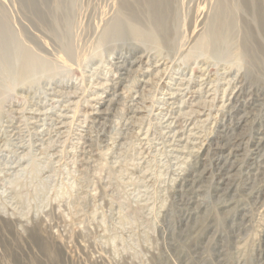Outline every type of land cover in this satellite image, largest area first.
<instances>
[{
    "label": "rangeland",
    "instance_id": "obj_1",
    "mask_svg": "<svg viewBox=\"0 0 264 264\" xmlns=\"http://www.w3.org/2000/svg\"><path fill=\"white\" fill-rule=\"evenodd\" d=\"M84 1L76 16L83 18L78 60L59 58L61 43L50 27L38 24L45 36L40 26L29 27L42 35L41 61L68 68L54 76L40 65L1 95L0 264H264V174L255 170L254 155L264 135L263 71H248L233 52L194 51L214 0H175L183 9L169 42L141 46L100 43L112 2ZM238 1L258 48L264 0ZM17 18L18 26L26 21ZM134 50L157 66L147 77L129 76L120 106L94 122L100 82L115 79L117 62L129 63ZM239 104L249 115L236 127L243 111L231 107ZM222 130L242 149L235 188L216 190L209 173L196 208L178 190L195 168H213L214 145L228 141Z\"/></svg>",
    "mask_w": 264,
    "mask_h": 264
},
{
    "label": "bare ground",
    "instance_id": "obj_2",
    "mask_svg": "<svg viewBox=\"0 0 264 264\" xmlns=\"http://www.w3.org/2000/svg\"><path fill=\"white\" fill-rule=\"evenodd\" d=\"M84 2H87V0ZM91 2L92 1H90V3ZM111 2L113 9V12L111 11L112 16L109 14L111 17L108 20V23H106L107 25L105 24L106 27H104L105 25H102L104 30L101 31L103 33L100 36V43L104 45L107 43L114 44L115 42L125 43L132 40L140 46L141 44L149 42L155 44L159 42V40L167 42L172 31V20L178 17L179 11L181 12L183 9L182 8L180 10L179 2L175 3V0H111ZM80 3V0H0V78H2L0 79V99L3 97L5 99L4 93H7L9 89L13 88L19 82L26 79L28 80L30 77L35 75L38 72V67L40 65L43 73L50 70L54 75L56 74V70L59 69V65L57 64L58 62L54 64L56 66L53 67L50 65L52 62L50 63L47 59H42L41 61V53L38 51V47L43 45L41 41L42 39L39 38L42 35L38 37L37 35L39 34L35 35V31L34 35L33 33L31 34L30 31L32 29L29 31V27L35 28V25L38 26V24L41 26L42 24L44 26L47 25L48 28L50 27V33L54 37H57L61 43L60 46L62 47V50L59 52V58L63 57L62 60L67 63L70 61V63H72V61L78 60L81 46L77 40L80 35L79 31L82 29V23L80 22H82L81 19H83L80 18L79 21L76 17L80 10ZM95 3L93 5H95ZM213 6L214 8L208 16L206 28L199 35L196 43L194 44V51L202 52L206 55L210 53L224 54L226 52H233L236 54L239 61H242L249 66L248 71H252V69L258 67L259 71H263L264 74V47H262L264 42L262 43L261 41L258 48L253 46V39L249 35L248 31L244 30V22L239 18V1L214 0ZM83 12L85 13V11ZM22 14L26 15V21H22L23 25L20 24L21 26H18L21 21L18 23V20L16 21V17H24ZM79 16L82 17V15ZM86 17H88V15ZM90 17L92 16L90 15ZM102 19L103 17L101 20ZM22 20L24 19L22 18ZM15 22H17V25H15ZM27 22L34 26H28ZM99 25L101 26V24ZM41 29L39 32H43V30H45L44 27L42 30ZM48 32L47 34H49ZM101 32L99 31L98 33L100 34ZM42 34L44 35V33ZM242 34L243 40L238 43V36ZM95 37L94 39H96ZM48 39L47 41L50 43V40ZM50 39H52L51 36ZM90 42L93 45L95 44L92 43V41ZM97 43H99V40ZM94 47H97V45H94ZM54 48V50L58 53L56 47ZM56 52L54 51V54L52 52L51 53L54 56ZM83 52H85V50ZM191 53L194 54L193 52ZM132 54L133 56L132 59L129 60V63H125L124 61V63L121 61L117 62L116 66L118 74L116 73L117 77H115V79H110L111 82H106V80L104 81L106 83H99L100 86L98 88H101L102 91L98 92V94H96L93 98V102H96L97 105L92 104L94 122H103L108 119L107 116L120 106V101L124 91L122 85L124 81L129 78V76L135 73H142L145 77H147L149 72L152 70L151 66H157V64L151 63L149 54L146 51L138 52V50H134ZM55 58L56 56H54V59ZM64 58L66 59L64 60ZM51 66L53 67L52 69ZM65 67L67 66L64 64L63 68ZM63 68L58 71L61 70L62 72ZM67 71L68 70H66V72ZM64 73L62 74L64 75ZM147 82H149V80H146V83ZM2 94L4 95L3 97L1 96ZM240 95L241 93L235 94L237 98H239ZM172 97H174V94ZM2 102L0 103V110L2 108ZM245 107L246 104H239L236 107L233 105L231 107L237 113L243 111V113H241L238 117L235 124L236 127L245 124L248 119L249 114L247 115ZM222 133V137H227L225 130H222ZM232 139L233 138L229 139L227 137L228 141L221 140L214 145L212 156L213 168L211 166L201 167L200 170L195 168L184 178L185 183L181 185L178 192L185 194L188 197V199H186L187 204L198 208V195L203 192L204 188H206L203 182L209 173V178H211L213 186L216 190L221 192H230L233 188H235V161L237 156L240 157L239 155L242 149L239 145L236 146L232 143ZM255 144L256 147L254 149V155L260 158L255 170L257 169V172L261 175L264 174V135L257 137ZM205 161L207 160L205 159ZM255 175L257 174L255 173ZM190 215L192 216L191 213Z\"/></svg>",
    "mask_w": 264,
    "mask_h": 264
}]
</instances>
